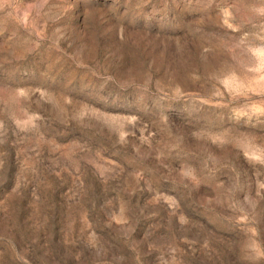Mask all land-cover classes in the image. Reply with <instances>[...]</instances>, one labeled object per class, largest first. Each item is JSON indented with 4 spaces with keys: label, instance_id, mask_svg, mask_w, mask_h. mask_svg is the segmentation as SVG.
Wrapping results in <instances>:
<instances>
[{
    "label": "rangeland",
    "instance_id": "1",
    "mask_svg": "<svg viewBox=\"0 0 264 264\" xmlns=\"http://www.w3.org/2000/svg\"><path fill=\"white\" fill-rule=\"evenodd\" d=\"M0 264H264V0H0Z\"/></svg>",
    "mask_w": 264,
    "mask_h": 264
}]
</instances>
